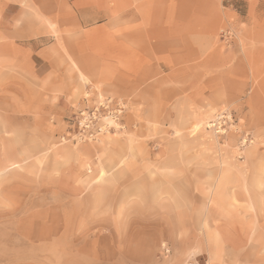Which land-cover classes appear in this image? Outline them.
I'll list each match as a JSON object with an SVG mask.
<instances>
[{"label":"rangeland","instance_id":"1","mask_svg":"<svg viewBox=\"0 0 264 264\" xmlns=\"http://www.w3.org/2000/svg\"><path fill=\"white\" fill-rule=\"evenodd\" d=\"M246 1L28 15L48 70L15 83L2 63L0 264H264V15Z\"/></svg>","mask_w":264,"mask_h":264},{"label":"crops","instance_id":"2","mask_svg":"<svg viewBox=\"0 0 264 264\" xmlns=\"http://www.w3.org/2000/svg\"><path fill=\"white\" fill-rule=\"evenodd\" d=\"M50 3L51 0H0V78L4 75L2 63L14 61V58H17L16 62L11 63L17 68L18 79L11 82L29 83V78L33 80L35 76H45L48 70L44 67L45 61H41V65L36 64L33 55L29 54L34 52L30 41H33L36 33L34 18L28 15H51ZM195 3L208 5L203 15L223 14L219 7L220 0H73L76 10L73 15H143L145 19L147 15H194L190 5ZM84 5H90V9L84 8ZM160 5L167 7L162 9ZM246 5L245 15H264V0H247ZM36 8L38 12H35ZM126 48L122 50L128 53L120 55L118 59L124 63V67L129 68L133 50L130 46ZM158 48L156 45L155 51L162 57L164 50ZM139 53L140 59H143L141 50ZM8 56H12L13 60H6Z\"/></svg>","mask_w":264,"mask_h":264}]
</instances>
